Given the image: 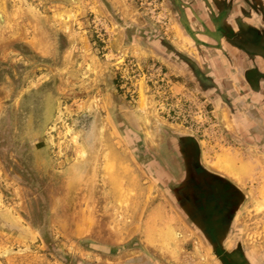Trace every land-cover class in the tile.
Wrapping results in <instances>:
<instances>
[{
    "label": "rangeland",
    "instance_id": "obj_1",
    "mask_svg": "<svg viewBox=\"0 0 264 264\" xmlns=\"http://www.w3.org/2000/svg\"><path fill=\"white\" fill-rule=\"evenodd\" d=\"M232 1L208 0L212 35L250 29L226 22ZM185 4L203 17L204 0ZM188 15L171 0H0V264H223L239 248L264 264V152L234 143L160 52L162 37L186 41ZM178 138L243 194L226 250L165 190L181 178Z\"/></svg>",
    "mask_w": 264,
    "mask_h": 264
},
{
    "label": "flooded vegetation",
    "instance_id": "obj_2",
    "mask_svg": "<svg viewBox=\"0 0 264 264\" xmlns=\"http://www.w3.org/2000/svg\"><path fill=\"white\" fill-rule=\"evenodd\" d=\"M171 1L177 12L184 10L189 14L190 27H185L186 31L188 29L186 41H178L175 45L162 37L159 45L161 54L167 62L174 61L182 69L183 81L197 88L210 100L211 110L220 115L226 135L234 143L264 152V139L259 138L264 134V107L261 105L264 104V74L258 70L257 44L248 41L250 29L240 31L241 35L226 23V27H221L217 35H212L211 30L206 28L210 25L208 0H204L207 7L199 19L193 18L196 17L195 12H192L190 5L185 4L186 0ZM241 29L244 30V27ZM250 70L255 75L252 82L247 79ZM243 105L246 107L243 108ZM250 120L254 123H250ZM136 146L138 154L145 156L140 145ZM174 149L178 153L174 172L179 173L181 178L176 184L167 181L165 190L173 193L177 202L182 204L181 207L186 209L189 220L203 230L204 238L211 244L215 254L219 244L217 238L225 239L235 213L241 210L245 202L243 194L231 180L224 181L201 167L199 150L192 139H176ZM144 162L153 176L166 178L164 167L156 160L146 155ZM205 196L207 201L202 203ZM225 242L226 239L221 244L223 249ZM218 254L223 264H226V260L233 261V264H250L249 257L241 248Z\"/></svg>",
    "mask_w": 264,
    "mask_h": 264
},
{
    "label": "water",
    "instance_id": "obj_3",
    "mask_svg": "<svg viewBox=\"0 0 264 264\" xmlns=\"http://www.w3.org/2000/svg\"><path fill=\"white\" fill-rule=\"evenodd\" d=\"M260 8H262V6H260ZM261 15H264L261 9L256 5H252L250 0H233L230 8L226 9L227 18L232 16L234 21L238 23L242 22L246 26L251 23V25L249 24L251 33L249 34L248 41H253L257 44V46H255L256 44L252 45L258 50L257 54H259V58H261L259 60L264 62V18H262ZM257 62L258 64L262 63L260 61ZM248 72L250 73L252 70ZM251 74L252 73L249 74L247 79L252 82L253 78L251 76L253 75ZM262 74H264V72H262Z\"/></svg>",
    "mask_w": 264,
    "mask_h": 264
},
{
    "label": "bare ground",
    "instance_id": "obj_4",
    "mask_svg": "<svg viewBox=\"0 0 264 264\" xmlns=\"http://www.w3.org/2000/svg\"><path fill=\"white\" fill-rule=\"evenodd\" d=\"M229 161H230V159H229ZM216 164L219 166V168H221V169H223L225 171L231 172V170H230V164L228 165V160H227V158L225 156L219 157V159L217 160V163ZM148 223H149V221H148ZM149 228L150 227H148V230H149Z\"/></svg>",
    "mask_w": 264,
    "mask_h": 264
},
{
    "label": "crops",
    "instance_id": "obj_5",
    "mask_svg": "<svg viewBox=\"0 0 264 264\" xmlns=\"http://www.w3.org/2000/svg\"><path fill=\"white\" fill-rule=\"evenodd\" d=\"M250 25H251V23H249ZM249 24L247 25V26H249ZM259 59H261V58H258V61H260V62H262L261 60H259ZM259 65V68L260 69H258L260 72H264V62H262L261 64H258ZM246 107V105H243V108H245Z\"/></svg>",
    "mask_w": 264,
    "mask_h": 264
}]
</instances>
